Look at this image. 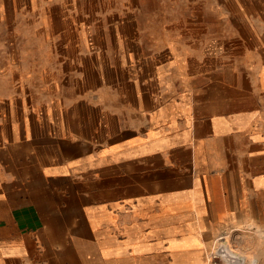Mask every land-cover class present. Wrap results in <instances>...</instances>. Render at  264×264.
Listing matches in <instances>:
<instances>
[{
    "label": "rangeland",
    "instance_id": "rangeland-1",
    "mask_svg": "<svg viewBox=\"0 0 264 264\" xmlns=\"http://www.w3.org/2000/svg\"><path fill=\"white\" fill-rule=\"evenodd\" d=\"M263 73L264 0H0V227L11 217L7 231L28 247L14 264H205L212 238H179L170 251L173 240L144 237L140 255L133 244L121 253L103 211L94 220L89 207L107 202L108 181L102 166L81 163L87 146L58 157L37 149L86 141L95 121L143 92L217 116ZM207 132L199 126L195 137Z\"/></svg>",
    "mask_w": 264,
    "mask_h": 264
},
{
    "label": "crops",
    "instance_id": "crops-1",
    "mask_svg": "<svg viewBox=\"0 0 264 264\" xmlns=\"http://www.w3.org/2000/svg\"><path fill=\"white\" fill-rule=\"evenodd\" d=\"M248 84L238 86L214 117L198 116L193 104L181 111L178 100L161 104L143 92L138 103L111 109V115L95 121L86 141L72 135L66 147L54 143L36 149L58 157L60 152L78 154L81 144L87 146V162L81 163L89 170L102 166L108 181L100 189L107 192V202L89 207L94 220L103 211L105 232L123 240L121 253L133 244L131 248L137 249L133 254L140 255L144 250L138 240L144 237L173 240L169 249L175 251L181 245L176 239H214L229 231L233 240L228 236L227 241L246 257V264L253 260L264 264V82ZM176 110L183 113L184 121ZM10 111L5 112V121L11 120ZM193 113L200 119L198 124H193ZM31 120L34 126L45 122ZM152 122L151 130L143 133ZM58 123L55 126L63 124ZM19 126L32 127L24 120ZM199 126L208 132L196 138ZM79 165L77 160L70 166ZM4 222L0 264H14L28 247L20 235L7 231L16 226L11 217Z\"/></svg>",
    "mask_w": 264,
    "mask_h": 264
},
{
    "label": "built area",
    "instance_id": "built-area-1",
    "mask_svg": "<svg viewBox=\"0 0 264 264\" xmlns=\"http://www.w3.org/2000/svg\"><path fill=\"white\" fill-rule=\"evenodd\" d=\"M247 259L227 241L226 234H220L206 249L205 264H246ZM256 261L253 260L252 264Z\"/></svg>",
    "mask_w": 264,
    "mask_h": 264
}]
</instances>
